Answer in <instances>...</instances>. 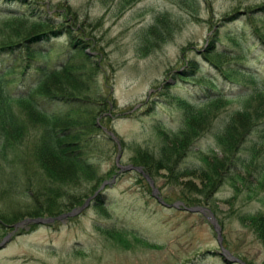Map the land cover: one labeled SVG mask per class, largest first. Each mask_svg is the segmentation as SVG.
<instances>
[{"label": "rangeland", "instance_id": "374dc122", "mask_svg": "<svg viewBox=\"0 0 264 264\" xmlns=\"http://www.w3.org/2000/svg\"><path fill=\"white\" fill-rule=\"evenodd\" d=\"M33 1L49 11L53 24L47 20L43 26L60 24L74 31L76 40L52 42L56 44L46 66L70 57L72 65L81 66L83 78L79 80L84 83L72 89L62 80H45L53 89L63 86L65 93L70 87L82 98L71 100L73 109H57L78 123L69 133H79V143L71 147L72 153L67 152L69 145L61 147L62 153H47L58 160L45 169L32 152L45 118L32 111V96L8 100L6 119L0 120V242H6L0 249V264H238L233 258L243 264H264V241L249 222L256 213L264 214V176L225 178L212 188L200 162L204 156L196 153L213 150L220 156L217 129L248 102L255 89L264 91V47L245 42L249 30L264 34V0ZM23 3L0 0L1 41L16 42L20 33L25 39L32 36L35 16L21 9ZM22 10L23 17L9 14ZM210 43L215 50H206ZM76 46L80 50H74ZM39 54L35 50L27 60L43 59ZM203 57L226 70L238 85L224 83L223 74ZM86 59L98 68L92 69ZM191 61L198 67L193 75ZM235 64L240 72L247 68L254 76L234 73ZM11 71L1 83L11 97L25 94L26 84L32 82L29 77L38 75L30 72L17 82L21 69ZM211 87L224 96L212 107L214 111L204 113L213 117L210 127H202L200 133L189 130L187 137H194L189 152L176 164L173 160L174 171L161 166L147 174L145 162L165 165L162 159L168 151L162 149L168 146L160 143L166 140L162 132H185L186 106L177 96L197 105L205 101L206 89ZM36 93L40 94L39 89ZM52 122L45 124L56 126ZM52 136L46 133L44 138ZM85 146L92 148L87 158ZM196 165L202 169L191 170ZM52 169L62 173L61 179H49ZM23 218L45 221L14 226Z\"/></svg>", "mask_w": 264, "mask_h": 264}, {"label": "trees", "instance_id": "16d2710c", "mask_svg": "<svg viewBox=\"0 0 264 264\" xmlns=\"http://www.w3.org/2000/svg\"><path fill=\"white\" fill-rule=\"evenodd\" d=\"M22 1H24L25 7L29 6V9L26 8L25 11L28 14H33L35 16L33 19L36 20L35 21L36 24H34L36 28H34V30L32 31V36L27 39H25L24 36H22V33H20L18 35L19 39H17L16 42L10 41L8 38H4L3 41L0 40V89L5 88L3 84L1 85V83L7 80L5 79L6 77L5 75H9V73L12 72L11 70L17 68L21 69L22 71V73L20 74L21 77H19L17 82H21L27 77H29L30 72L38 74L36 77H29L30 80H32V82L26 84L27 91L25 92V94L21 96H17L15 100L26 99L27 97L32 96L30 97L31 101L29 102V104L33 106L32 111L41 114L45 118L41 122L43 128H40L44 130L38 133L37 138L35 137V142L33 143L32 152L34 153V157L37 160L38 164H40L42 167H45L46 169L47 165L51 163H56L58 160V158L50 157L49 155H47V153L48 154L62 153L61 147L66 145L73 147V145L79 143L78 142L79 133L78 134H76L75 132L69 133L70 128L76 127L78 123L75 122L72 123L71 122L72 116L68 115V113L66 115L65 113L60 114V112H58L55 108L56 105L54 106V103L52 102L53 100H56L55 97L59 95L62 97L63 100L65 99L64 104H62V106L73 109V103L71 100H75V99L78 100L80 97L75 95L72 92L73 91L72 89H75V86H81V84L84 82L83 80H81L80 83L79 80L80 78H83L81 66L77 67L76 65H72L70 61V59L72 58L70 57L65 59L63 63L61 62L59 64L55 63L53 66L50 67V66H46L48 65L47 62H50L48 60L50 55H48V53L46 52L44 53L42 52L41 54V51L37 50V52L40 53L38 57L39 58L42 57L43 59L34 60L32 63L27 60V58L31 55V53L35 51L34 48L37 47L38 42L42 39V36L47 30L46 28H53V27L43 26L42 24L46 23L47 20L42 18L41 15L36 14L37 9L31 8L32 4L37 5L38 2H34L33 0H22ZM261 6L262 4L259 5V7ZM9 14L13 16L15 15V17L25 16L23 10L20 12L9 13ZM255 34L257 35V37ZM255 34L253 36V38L255 37V39H259V37L261 36H262L261 38L264 37L263 36L264 34L263 33L261 34L257 30L255 31ZM250 37L251 36L249 34V37L245 40V42L250 40L252 42L253 38ZM74 50H80V48L78 49V47H74ZM204 60L208 65L210 64L211 67L212 65L214 67H217L218 70L228 80L238 83L237 80L231 79L232 76L230 75L231 76L230 77L229 74L226 73V70H222V69L220 70L219 65L214 63L211 59L204 58ZM86 61L87 63H89L90 61L91 66H93L94 68L97 67L96 63L91 61L90 59H86ZM218 63L221 62L218 61ZM237 68H240V66L239 65L235 66L234 73H236V71L240 72ZM245 70H246L245 72H240V73L248 74L250 77L254 76L251 75L250 72L249 73L247 72L248 71L247 68H245ZM45 78L49 80H60V81L62 80L63 82L68 83L69 86H72V89L69 87L68 93L65 92L63 93L64 91L63 86L53 89L48 84V82H46ZM9 80L11 79H8V81ZM11 83H16V81ZM37 89H39L40 94L36 93ZM34 92L36 93L35 95L33 94ZM251 94L253 95L250 96ZM251 94L248 95L250 96L248 102L245 103V105L242 108L236 110L233 115L229 116L230 118L228 117L226 119L227 122L225 121L220 131H218L219 133V135L217 136L218 144L216 143L215 144L218 145V152L220 153L219 154L220 156H215L216 155L215 151L209 150L211 152L209 154L212 155L211 158L213 161H209L210 158L209 154L207 156L203 155L204 158L200 157V162L202 161L201 163H203L204 166L203 171L204 173L207 172L204 174L207 175L205 179L212 188L215 187V185L220 180L225 178L240 177L241 179L244 177H251L253 175H256L254 179H257L258 176L260 175L261 177L264 176V91L254 90V92H252ZM177 97L179 98L178 101L182 100V102H184L186 106V108L184 109L185 111L184 125L186 126V129H183L185 132L177 130L178 132L174 131L173 133H170V135H168L169 132L168 134L165 132L163 136L166 138V140L160 142L162 143V145L166 144V146H168L165 149H162L163 153L165 150L168 151V154L164 155L165 158L162 159L165 165L164 164L157 165L155 164V162L152 165L151 162L149 164L145 162L143 168L146 166L144 170L146 173L148 172L147 174L153 173L158 167L161 166L165 167V169H167L168 172H171V170L174 171L175 168H174L173 160H175V164H176L183 157L186 156L187 152L189 151L190 143L194 138L193 137L190 139V136L189 138L187 137L189 130H193L199 133V131L203 130L202 127L206 126L205 130L208 127H210L209 124H211L210 122L212 121L213 117L210 118V116L208 115L206 116L204 115V113L210 112L209 110H211L212 107H214V105H216L217 107L219 105L218 102L221 99H223V96L217 93L215 97L214 96L208 97L204 102L200 103L199 105H195L196 103L190 102L189 99L187 100L186 98L183 97H179V96ZM10 98L13 97L3 94L0 96V120L1 118H3L4 120L6 119L4 118L6 113V111L4 110L8 106V100ZM81 99L82 98H80V100ZM67 100H69V102ZM46 101L48 102V104H46L47 103ZM69 104L72 105L69 106ZM26 111L32 112L30 109H27ZM46 120L51 122L53 121L52 123H57V124L56 126H49L48 124L46 125L45 124ZM199 121H201L202 123ZM58 124L60 127H58ZM7 128L9 129V127ZM46 133H49V135L53 133V136L49 137V139H45L44 137ZM60 140H66L69 144L67 142L58 143L60 142ZM71 147L70 150H67V152L72 153L73 150H75V149L71 150ZM198 153L200 152H197V154ZM172 162H173V166L170 167ZM198 169H202V166L201 165L197 166L196 168L194 169L192 168L191 170L198 171ZM50 172L52 174L48 175L49 179H53V180H55L56 178L61 179L60 177H62V173L58 171H54L53 169L50 170ZM240 174L244 176H241ZM203 189H206V187H204ZM206 191L209 192L208 189H206ZM249 222L253 227L255 234L257 235V238H259L260 241H264V214L256 213V215L249 218Z\"/></svg>", "mask_w": 264, "mask_h": 264}, {"label": "bare ground", "instance_id": "6f19581e", "mask_svg": "<svg viewBox=\"0 0 264 264\" xmlns=\"http://www.w3.org/2000/svg\"><path fill=\"white\" fill-rule=\"evenodd\" d=\"M16 1V0H15ZM133 1V0H132ZM29 3V2H28ZM24 4V3H23ZM31 5V4H30ZM61 6V5H60ZM63 8H64V6H62ZM262 7V6H261ZM29 9V6H27V7H22V9ZM31 8H34V9H37V10H39V11H41L42 13H40L39 11H37L36 12V14L38 15H41V17L42 18H44L45 20H50V23H52L53 24V22H51V18L49 17V11H47V9L46 8H43V9H39L38 7H36V5H34V4H32V6H31ZM30 8V9H31ZM61 8V7H60ZM49 10V9H48ZM64 10V9H63ZM69 12V11H68ZM250 12V11H249ZM252 12V11H251ZM59 13V12H58ZM57 14V13H56ZM264 14V13H263ZM53 15V14H52ZM256 15V14H255ZM53 16H56V15H53ZM252 16V15H251ZM61 17V16H60ZM66 17V16H65ZM64 18V17H63ZM261 18V17H260ZM52 19H53V17H52ZM65 19V18H64ZM59 20V19H58ZM66 20V19H65ZM161 20V19H160ZM164 20V19H163ZM60 21H61V19H60ZM248 21V20H247ZM250 21V20H249ZM253 21V20H252ZM64 22V21H63ZM62 22V23H63ZM157 23V22H156ZM244 23V22H243ZM251 23V22H250ZM255 23V22H254ZM260 23V22H259ZM158 24V23H157ZM263 24V23H262ZM67 25V24H66ZM69 25V24H68ZM167 25V24H166ZM251 25V24H250ZM157 26V25H156ZM244 26V25H243ZM249 26V25H248ZM252 27V26H251ZM257 27V26H256ZM46 28V27H45ZM75 28V27H74ZM159 28V27H158ZM222 28V27H221ZM47 30L45 31V33H44V35L42 36V39L38 42V45H37V47H35L34 49L35 50H38V51H41V52H46V53H48V55H49V53L50 52H52V49L54 50V46H55V44H52V42L54 41V40H63V42L62 43H68L70 40H71V38H73L72 37V33H74V31H72L71 29H66L65 27H64V25L63 26H61L60 24H58V25H56V27L54 26L53 28H46ZM81 29V28H80ZM245 29V28H244ZM248 29V28H247ZM246 29V30H247ZM251 29V28H250ZM259 29V28H258ZM249 30V29H248ZM77 31H78V29H77ZM86 31V30H85ZM243 31H245V30H243ZM262 31V30H261ZM216 32V31H215ZM77 33V32H76ZM84 34V33H83ZM216 34V33H215ZM249 34H250V38H253V36H254V34H255V31L254 30H249ZM78 35H81L80 33L78 34ZM256 35V34H255ZM218 36H220V35H218ZM264 36V35H263ZM256 37H257V35H256ZM262 37V36H261ZM261 37H259V39H255V37L253 38V40H252V42H258L261 46H263L264 47V44H263V41H264V37L263 38H261ZM150 38V37H149ZM212 38V37H211ZM236 38H237V36H236ZM75 39V38H74ZM209 39V38H208ZM76 40V39H75ZM163 39H161V41H162ZM74 41V40H73ZM152 41V40H151ZM155 41V40H154ZM157 41V40H156ZM160 41V40H159ZM158 41V42H159ZM212 41V40H211ZM55 42V41H54ZM82 42V41H81ZM218 42V41H217ZM250 42H251V40H250ZM80 43V42H79ZM213 43V42H212ZM79 46V45H78ZM78 46H76V47H78ZM63 47V46H62ZM66 47V46H65ZM64 48V47H63ZM153 48V47H152ZM209 49V50H208ZM216 49V47H214L213 49H212V47H211V43L210 44H208V46H207V51H212V50H215ZM222 50V49H221ZM181 52H183V51H181ZM210 53V52H209ZM208 53V54H209ZM212 53V52H211ZM51 54V53H50ZM228 54V53H227ZM237 55H239V54H236L235 56L236 57H238ZM221 56V55H220ZM225 56V55H224ZM227 56V55H226ZM229 56L230 57H233L232 55H230L229 54ZM184 57V56H183ZM204 58V57H203ZM229 59V58H228ZM91 60V59H90ZM92 60H93V58H92ZM223 60H224V58H223ZM219 62H221V63H223V61L222 60H218ZM87 62V61H86ZM89 64H90V61H89ZM190 64H193L192 65V71H190L191 73H192V75L194 74V73H196L197 72V70H198V67L197 66H195V64L194 63H192V62H190ZM210 65V64H209ZM224 67H225V65H224ZM89 68V67H88ZM91 68H92V66H91ZM94 68V67H93ZM98 68V67H97ZM226 68V67H225ZM222 69V68H221ZM232 69V68H231ZM218 70V69H217ZM260 70V69H259ZM256 71V72H260V71ZM189 72V71H188ZM248 72V71H247ZM251 72V71H250ZM263 72V71H262ZM249 73V72H248ZM252 73H254V72H252ZM222 74V73H221ZM262 74H264V73H262ZM251 75H253V74H251ZM260 75V74H259ZM223 76V82L224 83H229L230 84V86L232 87V86H235V85H238V83H236V82H232L231 80H228L224 75H222ZM237 76H238V74H237ZM91 77V76H90ZM233 77V76H232ZM244 77V76H243ZM257 78H259L258 76H256ZM93 78V77H92ZM180 78H182V77H180ZM187 78V77H186ZM261 78V77H260ZM89 79V78H88ZM241 79V78H240ZM247 79V78H246ZM249 79V78H248ZM251 79V78H250ZM90 80V79H89ZM208 81H210V83H212V82H214L212 79H207ZM235 80V79H234ZM206 81V80H205ZM212 81V82H211ZM255 81V80H254ZM244 82V81H243ZM90 83H92V82H90ZM260 83H261V81H260ZM86 84H88V83H86ZM249 84V83H248ZM252 84V83H251ZM255 84V83H254ZM92 85V84H91ZM212 85H213V83H212ZM240 85V84H239ZM86 86V85H85ZM209 86V85H208ZM227 86V85H226ZM243 86V85H242ZM253 86V85H252ZM256 86V85H255ZM216 88V87H215ZM251 88V87H250ZM256 88H257V86H256ZM262 88V87H261ZM5 89V88H4ZM4 89L2 90V91H0V96L3 94V95H7L6 94V92L4 91ZM89 89H91V88H89ZM95 89V88H94ZM225 89V88H224ZM259 89V88H258ZM257 89V90H258ZM1 90V89H0ZM256 90V89H255ZM88 91V90H87ZM218 91V90H217ZM217 91H216V89H214L213 87H211L210 89H206V93H205V99L204 100H206L208 97H212V96H216V94H217ZM250 91H253V90H251L250 89ZM261 91V90H260ZM59 92V91H58ZM67 92V91H66ZM81 92V91H80ZM93 92V91H92ZM254 92V91H253ZM256 92V91H255ZM62 93V92H61ZM64 93V92H63ZM90 93V92H89ZM88 93V94H89ZM246 93V92H245ZM91 94V93H90ZM93 94V93H92ZM221 94V93H220ZM85 95H87V93L85 94ZM97 95V94H96ZM252 95V94H251ZM255 95V94H254ZM175 96V95H174ZM224 96V95H223ZM257 96V95H256ZM165 97V96H164ZM221 97V96H220ZM241 97V96H240ZM262 97V96H261ZM13 98H17V96H15V97H13ZM56 98V100H53V102L52 103H54V106L56 105V110L57 109H59V107L60 106H62V104H64V100L62 99V97L61 96H56L55 97ZM66 98V97H65ZM112 98V97H111ZM69 99V98H68ZM91 99V98H90ZM96 99V98H95ZM168 98H166V100H167ZM174 100H175V98H173ZM78 100H80V99H78ZM68 102H69V100H67ZM81 101V100H80ZM47 102V101H46ZM71 102V101H70ZM74 102V101H73ZM90 102V101H89ZM165 102V101H164ZM172 102V101H171ZM211 102V101H210ZM214 102V101H213ZM251 102V101H250ZM45 103V102H44ZM114 103V102H113ZM166 103V102H165ZM175 103H177V102H175ZM256 103V102H255ZM46 104H48V102L46 103ZM67 104V103H66ZM74 104V103H73ZM80 104H82L81 102H80ZM98 104V103H97ZM181 104V103H180ZM212 104V103H211ZM222 104V103H221ZM16 105V104H15ZM14 105V106H15ZM68 105V104H67ZM70 105H72V104H69V106ZM79 105V104H78ZM92 105V104H91ZM94 105V104H93ZM92 105V106H93ZM114 105H116V104H114ZM173 105V104H172ZM171 105V106H172ZM194 105V104H193ZM197 105H199V104H197ZM47 106V105H46ZM76 106V105H75ZM83 106V105H82ZM180 106V105H179ZM214 106H216V105H214ZM17 107V106H16ZM15 107V109H17ZM86 107V106H85ZM95 107V106H94ZM108 107V106H107ZM178 106H176V108H177ZM196 107V106H195ZM211 107V106H210ZM210 107H208V108H210ZM52 108V107H51ZM65 108V107H64ZM69 108V107H68ZM80 108V107H79ZM83 108V107H82ZM182 108V107H181ZM215 108V107H214ZM12 109H14V108H12ZM19 109V108H18ZM88 110V109H87ZM178 110V109H177ZM219 110V109H218ZM12 111V110H11ZM50 111H51V109H50ZM54 111V110H53ZM77 111V110H76ZM95 111H96V109H95ZM211 111H214V110H211ZM15 112V111H14ZM18 112V111H17ZM16 112V113H17ZM47 112V111H46ZM49 112V111H48ZM92 112H94V111H92ZM99 112V111H98ZM102 112V111H101ZM202 112V111H201ZM201 112H200V114H201ZM63 113V112H62ZM203 113V112H202ZM217 113V112H216ZM221 113V112H220ZM58 114V113H57ZM211 114V113H210ZM209 114V115H210ZM17 115V114H16ZM52 115V114H51ZM208 115V116H209ZM231 116V115H230ZM180 118H181V116H180ZM184 118V117H183ZM203 118V117H202ZM211 118V117H210ZM230 118V117H229ZM16 119V118H15ZM107 119V118H106ZM238 119V118H237ZM205 120V119H204ZM216 120V119H215ZM213 121V120H212ZM181 122H183V121H181ZM199 122H201V121H199ZM217 122V121H216ZM227 122V121H226ZM99 123V122H98ZM202 123V122H201ZM211 123V122H210ZM224 123V122H223ZM223 123H222V125H223ZM22 124H23V122H22ZM21 124V125H22ZM218 124H219V122H218ZM25 125V124H24ZM91 125V124H90ZM213 125V124H212ZM214 125H215V127H216V125H217V123L215 124L214 123ZM213 125V126H214ZM226 125V124H225ZM23 126V125H22ZM88 126V125H87ZM94 126V125H93ZM96 126V125H95ZM209 126H210V124H209ZM90 127V126H89ZM200 127H202V126H200ZM206 127V126H205ZM26 128V127H25ZM95 128V127H94ZM101 128V127H100ZM212 128V127H211ZM219 128V127H218ZM91 129H93V128H91ZM163 129V128H162ZM166 129V128H165ZM214 129V128H213ZM220 129H221V127H220ZM220 129H217V130H219L220 131ZM225 129V128H224ZM176 130H177V128H176ZM105 131V130H104ZM163 131V130H162ZM170 131V130H169ZM212 131V130H211ZM214 131V130H213ZM210 132V131H209ZM217 132V131H216ZM90 133H92V130H91V132ZM89 133V134H90ZM94 133V132H93ZM96 133V132H95ZM165 132H163V134H164ZM167 134H168V131L166 132ZM171 133H173V131H171ZM200 133V132H199ZM210 133H212V132H210ZM216 134V133H215ZM99 135V134H98ZM169 135V134H168ZM202 135V134H201ZM89 136V135H88ZM94 137V136H93ZM84 138H86V136L84 137ZM98 138V137H97ZM97 138L95 137V139L97 140ZM86 140V139H85ZM92 140V139H91ZM90 140V141H91ZM94 140V139H93ZM194 140H196V139H194ZM90 141H88V142H90ZM215 142V141H214ZM83 143V142H82ZM96 143V142H95ZM197 143V142H196ZM195 143V144H196ZM198 143H199V140H198ZM197 143V144H198ZM86 144V143H85ZM94 144V143H93ZM97 144V143H96ZM191 144V143H190ZM89 145H91V144H89ZM95 145V144H94ZM193 145V144H192ZM204 146V145H203ZM202 146V147H203ZM71 147V146H70ZM97 147V145L95 146V148ZM73 148H76V147H73ZM70 149V148H69ZM80 149V148H79ZM91 147L90 146H86L85 147V152H86V158L88 157V156H90V152H91ZM197 149V148H196ZM199 149V148H198ZM201 149V148H200ZM207 149V148H206ZM81 150H83V148L81 149ZM80 150V151H81ZM79 151V150H78ZM94 151V150H93ZM74 152V151H73ZM89 152V153H88ZM189 152V151H188ZM187 152V153H188ZM202 152V151H201ZM200 152V153H201ZM204 152V151H203ZM207 152V151H206ZM70 153V152H69ZM80 153V152H79ZM92 153V152H91ZM191 154H192V152H190ZM194 153V152H193ZM197 153V152H196ZM200 153H198V154H200ZM209 153H211L209 150H208V152L207 153H201V154H203V155H205V156H207ZM215 153H217V152H215ZM81 154V153H80ZM79 154V155H80ZM186 154V153H185ZM197 154V155H198ZM218 155V154H217ZM74 156V155H73ZM194 156V155H193ZM199 156V155H198ZM82 157V156H81ZM26 158V157H25ZM193 158V157H192ZM79 159V158H78ZM77 159V160H78ZM183 159V158H182ZM81 160H82V158H81ZM85 160H87V159H85ZM91 160V159H90ZM192 160V159H191ZM117 161V160H116ZM169 163V162H168ZM192 163V162H191ZM197 164H198V162H196ZM260 163V162H259ZM258 163V164H259ZM85 164V163H84ZM89 164V163H88ZM179 164V163H178ZM181 164V163H180ZM195 164V163H194ZM193 164V165H194ZM202 164V163H201ZM83 165V164H82ZM184 165V164H183ZM91 166V165H90ZM89 166V167H90ZM189 166H190V164H189ZM195 166V165H194ZM197 166V165H196ZM80 167V166H79ZM118 167V166H117ZM130 167V166H129ZM182 167V166H181ZM263 167V166H262ZM26 168V167H25ZM28 168V167H27ZM86 168H88V167H86ZM145 168V167H144ZM180 168V167H179ZM190 168V167H189ZM29 169V168H28ZM98 169V168H97ZM194 169V168H193ZM88 169H86L85 171H87ZM92 171H94V170H92ZM129 171V170H128ZM136 171V170H135ZM143 171V170H142ZM26 172H28V171H26ZM95 172H96V169H95ZM99 172V171H98ZM148 173V172H147ZM27 174V173H26ZM119 174H121V173H119ZM119 174H118V176H119ZM42 176V175H41ZM97 176V175H96ZM104 178V177H103ZM146 178V177H145ZM116 179V178H115ZM45 180H46V178H45ZM145 182V181H144ZM44 183V182H43ZM104 183V182H103ZM103 183H102V185H103ZM218 183H221V182H218ZM45 184V183H44ZM60 185V184H59ZM58 185V186H59ZM101 185V186H102ZM55 186V185H54ZM253 186V185H252ZM62 187V186H61ZM105 187V186H104ZM55 188V187H54ZM214 188V187H213ZM221 188V187H220ZM53 189V188H52ZM99 189V188H98ZM155 189V188H154ZM102 190V189H101ZM155 191H156V189H155ZM212 192V191H211ZM154 193V192H153ZM158 193V192H157ZM213 193V192H212ZM48 195V194H47ZM46 195V196H47ZM186 195V194H185ZM43 196V195H42ZM44 197V196H43ZM45 198V197H44ZM50 198V197H49ZM158 198V197H157ZM41 199H43V198H41ZM39 200V199H38ZM45 201V200H44ZM47 201V200H46ZM49 201V200H48ZM52 201H54L53 199H52ZM42 203V202H41ZM45 203V202H44ZM164 204V203H163ZM185 204V203H184ZM168 205V204H167ZM178 205V204H177ZM39 206V205H38ZM41 206V205H40ZM87 206H88V204H87ZM49 207V206H48ZM168 207H170V206H168ZM177 207H179V206H177ZM182 207V206H181ZM188 207V206H187ZM46 208V207H45ZM51 208V207H50ZM53 208V207H52ZM55 208V207H54ZM60 208V207H59ZM172 208V207H171ZM39 210V209H38ZM41 210V209H40ZM47 210H49V209H47ZM57 210V209H56ZM174 210V209H173ZM53 211V210H52ZM85 211V210H84ZM39 212V211H38ZM44 212V211H43ZM75 212V211H74ZM33 213V212H32ZM59 214V213H58ZM71 214H72V212H71ZM43 215V214H42ZM20 216V215H19ZM17 217H18V215H17ZM21 217V216H20ZM36 217V216H35ZM64 217V216H63ZM22 218V217H21ZM59 218H61V217H59ZM12 219H14V216L12 217ZM24 219V218H23ZM62 219V218H61ZM17 220V219H16ZM20 220V219H19ZM65 221V220H64ZM3 222V221H2ZM215 224V223H214ZM34 225V224H33ZM19 226V225H18ZM30 226H32V225H30ZM35 227H37V226H35ZM43 228V227H42ZM3 229V228H2ZM10 229H11V227H10ZM38 230H39V228H38ZM24 231V230H23ZM23 233V232H22ZM19 234V233H18ZM30 234H32V233H30ZM27 236V235H26ZM15 238V237H14ZM73 242V241H72ZM5 243L6 242H0V249L1 248H3L4 246H5ZM62 243H63V241H62ZM71 243V242H70ZM66 244V243H65ZM76 244V243H75ZM67 245H68V243H67ZM52 247V246H51ZM72 247V246H71ZM76 247V246H75ZM221 247V246H220ZM73 248H74V246H73ZM59 249V248H58ZM75 249V248H74ZM55 251H58V250H55ZM225 251V250H224ZM53 254V253H52ZM61 254V253H60ZM223 254V253H222ZM57 255V254H56ZM227 259V258H226ZM229 259V258H228ZM231 261V260H230ZM226 263V262H225ZM231 264V263H230Z\"/></svg>", "mask_w": 264, "mask_h": 264}, {"label": "water", "instance_id": "95a60500", "mask_svg": "<svg viewBox=\"0 0 264 264\" xmlns=\"http://www.w3.org/2000/svg\"><path fill=\"white\" fill-rule=\"evenodd\" d=\"M129 166H125V168H128ZM120 168H124V167H120ZM133 169H135V170H137V171H140L139 170V168L138 167H132ZM101 187V186H100ZM99 187V188H100ZM99 189H97V191H98ZM154 190V189H153ZM91 197H93V195L91 196ZM91 197H89V198H91ZM88 200L89 199H86L85 200V202H84V204H86L87 202H88ZM168 206H174L173 204H171V205H168ZM192 209H195V208H191V207H189V208H187V210H192ZM43 222V221H45V220H43V219H38V218H32V219H23L22 221H20L19 223H16V224H14V226L15 225H19V224H21V223H24V222ZM212 222L214 223V221H213V219H212ZM4 242V241H3ZM234 262H236V263H238V264H243L241 261H239V260H237L236 258H233L232 259Z\"/></svg>", "mask_w": 264, "mask_h": 264}]
</instances>
